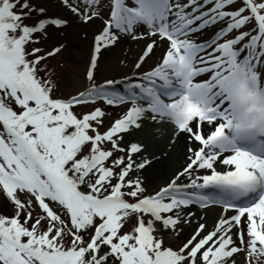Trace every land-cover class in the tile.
<instances>
[{
  "label": "snow or ice",
  "instance_id": "1",
  "mask_svg": "<svg viewBox=\"0 0 264 264\" xmlns=\"http://www.w3.org/2000/svg\"><path fill=\"white\" fill-rule=\"evenodd\" d=\"M62 2L85 23L107 9L91 83L67 99L41 75L61 49L30 46L68 21L0 0V205L12 211L0 213V264H264V0ZM124 38L146 41L133 74L97 84L102 51ZM165 126L169 147L183 138L185 163L149 193L156 157L139 135ZM192 207L221 215L174 248Z\"/></svg>",
  "mask_w": 264,
  "mask_h": 264
},
{
  "label": "bare ground",
  "instance_id": "2",
  "mask_svg": "<svg viewBox=\"0 0 264 264\" xmlns=\"http://www.w3.org/2000/svg\"><path fill=\"white\" fill-rule=\"evenodd\" d=\"M46 2H48V0H36L37 6L46 9V11L58 6L61 11L65 12L60 15L57 13L53 14L51 12L48 14L46 12L48 17H59L68 21L67 25L63 27V31L66 35L62 37V34H56L55 37L58 39L68 37L69 39V35L67 33H70L71 38H75V42L82 45L81 52L78 55L82 58L84 65L85 63L87 64L86 68L89 70L91 58L94 53V39L103 27L102 21L100 18H97L87 24L75 23L73 18H71V15L69 16L72 11L63 2L56 4V7L52 6L50 3L44 4ZM218 28L219 26H216V28L213 29L216 30ZM76 31H86L89 35L86 39H82ZM46 32L54 35V32L50 29V27L47 28ZM145 43L146 41L143 40L132 41L129 38H124L117 46L103 50L94 73L96 83H103L106 79H120L125 74L131 76L134 71V64L138 56L142 53ZM162 51L163 45L155 50V54L142 66V70L147 71L153 67L160 59ZM82 80H84V83ZM63 83L64 86H73V89L75 90L74 92L78 93L79 91H82L84 86H89L91 82L87 79L85 80V78L82 77V74H79L78 77L71 78L68 82L65 81ZM85 106L87 111H89L90 108L87 107L88 105ZM104 108L111 114V118L113 119L117 118L121 113V109L119 108H111L107 105ZM105 122L106 124L109 122L108 118H106ZM168 134L169 129L165 126L160 131H156L154 128L145 129V131L139 135V138L148 145V153H153L156 157L153 161L152 167L144 172L145 186H151L154 190H157L160 186L168 182L169 178L173 176L177 170H180L185 163L183 138L181 137L177 140L174 147H169ZM164 153H166V155H164ZM185 211H192L195 213V216L191 221V226L187 224L183 225V233L180 237H173L169 235L168 239L171 243L178 242L179 239H184L185 242L186 238L189 237L198 223H206L209 230H211L221 215V209L219 207H210L208 209L192 207L191 209ZM201 217H203V219H201Z\"/></svg>",
  "mask_w": 264,
  "mask_h": 264
},
{
  "label": "rangeland",
  "instance_id": "3",
  "mask_svg": "<svg viewBox=\"0 0 264 264\" xmlns=\"http://www.w3.org/2000/svg\"><path fill=\"white\" fill-rule=\"evenodd\" d=\"M40 1H42V0H40ZM60 2H62V0H48V2H46L44 4L50 3L52 6L56 7V4H59ZM103 3L105 5H107V4H109V0H103ZM241 3H242V0H237L238 5ZM30 4L37 9L40 8L37 6L36 0H30ZM70 4L72 6L79 7L81 10L84 9L83 0H70ZM46 12L48 14L51 12L53 14L57 13L59 15L61 13H65L64 11H61V9L58 6L56 8L47 10ZM70 15H71V18H73V21L75 23L77 22V23L87 24V23L83 22L81 17L79 15H77L76 13L71 12L69 14V16ZM106 18H107V9H105L103 11L102 18H100L102 23H103V19H106ZM39 19H40V16L36 12H33L31 14L30 18L25 20V23L34 24ZM218 26L221 27V25H218ZM49 27L51 30H53L54 35L48 34L47 32L45 34H38L39 35V43H36L35 47L42 49V51L39 53V55H45L47 52H50L55 48L61 49L55 55L47 58L46 62L49 64V68H50L49 70L51 71L52 80L56 84V88L54 90V96L67 99V98H70L71 96L76 95L77 92L76 93L74 92L75 90L73 89V86L71 87V85L64 86L63 82H65V81L68 82L69 80H71V78L78 77L79 74H82V77L85 78V80H86L87 79L86 74L88 71V69L86 68L87 64L85 63V65H84L82 58L78 55L81 52L82 45L76 43L75 38H71L70 33H67L69 35V39H68V37H66V38H59L60 39L59 40L58 38L55 37L56 34H62V37H64V35H66L63 31V27L62 28H57L54 26H49ZM216 30H214L213 28L205 30L204 32L199 34V39L200 40H208V39L212 38L214 36V33ZM76 33L82 39H86L89 35L86 31H81V32L76 31ZM59 65H62L61 70H58ZM51 66H52V68H51ZM82 81L84 83V80H82ZM87 87H89V86H87ZM87 87L84 86L82 91H84ZM96 106L105 107L106 105H103L102 102H98V104ZM87 107L91 108L92 106L88 105ZM75 111L77 113H83V112H87V108L85 105L77 106ZM104 130H105L104 128L101 129V131H104ZM146 188H147L149 193L154 191V189L151 186H148ZM4 204H8V206L10 207L9 202L7 200H3L2 206ZM6 215H8V214H6ZM11 215H12V213H11ZM129 227H130V225H129ZM128 230H129L128 228H125V231H128ZM183 243H184V239H179L178 242L172 243V246L174 248L180 247Z\"/></svg>",
  "mask_w": 264,
  "mask_h": 264
},
{
  "label": "trees",
  "instance_id": "4",
  "mask_svg": "<svg viewBox=\"0 0 264 264\" xmlns=\"http://www.w3.org/2000/svg\"><path fill=\"white\" fill-rule=\"evenodd\" d=\"M30 47H35V44H32ZM46 61H47V59L42 62V66H46V71L42 72L41 75L44 76L45 78H48L49 76L51 77V71L49 70L50 69L49 64ZM51 68H52V66H51ZM61 69H62V65H59L58 70H61ZM0 213H3L5 215L8 214L10 216L12 211H11L10 207L8 206V204H4L3 206L0 205Z\"/></svg>",
  "mask_w": 264,
  "mask_h": 264
}]
</instances>
